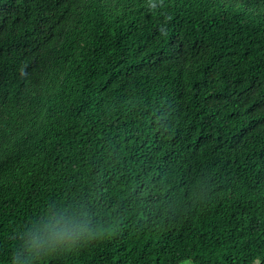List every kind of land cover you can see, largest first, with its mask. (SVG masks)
I'll return each instance as SVG.
<instances>
[{"label":"trees","instance_id":"trees-1","mask_svg":"<svg viewBox=\"0 0 264 264\" xmlns=\"http://www.w3.org/2000/svg\"><path fill=\"white\" fill-rule=\"evenodd\" d=\"M184 261L264 264V0H0V264Z\"/></svg>","mask_w":264,"mask_h":264},{"label":"clouds","instance_id":"clouds-1","mask_svg":"<svg viewBox=\"0 0 264 264\" xmlns=\"http://www.w3.org/2000/svg\"><path fill=\"white\" fill-rule=\"evenodd\" d=\"M63 239H64V235H63V234L60 235L59 239H54V240L52 241L51 249H52L53 251H55V246H56V244L62 242Z\"/></svg>","mask_w":264,"mask_h":264},{"label":"rangeland","instance_id":"rangeland-1","mask_svg":"<svg viewBox=\"0 0 264 264\" xmlns=\"http://www.w3.org/2000/svg\"><path fill=\"white\" fill-rule=\"evenodd\" d=\"M181 264H191L190 261H184Z\"/></svg>","mask_w":264,"mask_h":264}]
</instances>
